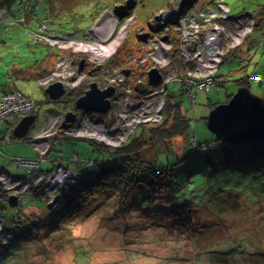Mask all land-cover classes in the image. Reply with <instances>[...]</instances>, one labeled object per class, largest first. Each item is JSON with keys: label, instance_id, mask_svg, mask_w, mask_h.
Returning a JSON list of instances; mask_svg holds the SVG:
<instances>
[{"label": "rangeland", "instance_id": "1", "mask_svg": "<svg viewBox=\"0 0 264 264\" xmlns=\"http://www.w3.org/2000/svg\"><path fill=\"white\" fill-rule=\"evenodd\" d=\"M108 1L110 4L107 9L79 21L81 31L91 28L98 33L100 38H104L107 32L100 25L102 17L108 15L110 11V14L115 18L121 16L120 21L127 18V16H123L126 10L120 2L113 4L114 0ZM169 1L129 0L128 4L135 5L131 11L134 17L127 28H124L125 31L122 32L120 44L118 43V49H116L118 51L120 49L121 58H127L128 52H131L135 54V59L128 63L125 69L118 68V72L113 73L114 77L105 76L104 80L97 81L100 85L106 84L105 87L113 86V95L118 96L124 83L129 85L124 86V89L131 86V91L137 93V84L144 83L143 78L152 66L161 71L155 65L151 54L142 55V51H146L148 48L143 45L138 33L147 32L144 40L146 42L149 37L148 19L153 13L166 7ZM224 1L229 3L231 7L229 12L231 16H235L243 10L257 15L254 13L255 9H258L260 4H264V0ZM74 3L79 7L83 0H75ZM96 3V0H92L88 5L89 8H96ZM204 3L213 4L214 2L198 0V4ZM76 9L77 12L83 11L81 8V10ZM122 11L123 13H121ZM77 16V19L81 18L79 14ZM11 19L13 18L5 9L0 10V20L8 21ZM120 24L122 22L117 24L115 31L118 30ZM99 25L100 29L97 30ZM124 32H126L125 35ZM26 33L28 36L25 38L23 32H7V51L0 54V64L5 67L10 60L11 63L16 64H22L21 61L33 63L36 59L41 60L51 56L52 59L49 57L47 62H53V67L58 61L57 56L53 54L66 55V60L61 63V69L57 70L56 68L51 77L52 79L55 78L53 82H61L63 86L67 87V91L59 99L51 100L45 92V88L46 85L52 83V80L42 83L40 81L45 74L40 76L33 74V76L29 75L22 78L24 71H19L23 69L22 67L11 65L9 68L8 79H19V81L16 80L19 83L18 87L23 89L32 99L37 100L38 105L35 109V121L22 139L12 137L11 123L22 115L21 110L31 107L32 102L25 103L27 107L19 108V111H10L15 107L12 101L0 108L4 111V114L0 115V119L8 117L9 114L18 116L17 118L11 117L8 122H0V173L2 171L8 172L0 177V198L3 197L6 200L5 203H2L4 206L3 214H0V264H187L183 258L185 259L189 255L195 256L193 260L188 259L189 264H196L195 260L199 261V264H264V146L261 144L250 146L221 143L205 123L210 109L215 104L226 101L227 96L238 88L241 76L264 71V48L259 45L260 40L264 44V16L258 15L255 29L248 35L252 38L260 37L257 40L258 45L256 41H251L250 44L245 42L241 45L239 42L237 44L240 46L227 52L220 62L217 72L215 71L216 74L213 75L218 83L219 79L221 80L222 85L219 91L195 89L192 105L187 92L184 91L179 81H171L168 84L166 99L171 104H179L180 112L188 119L187 129L179 136L156 137L153 141L149 139L144 146L143 158L149 159L158 166H167L168 164L175 166L176 173L170 177V181L173 184L174 194L180 201L188 203V209L193 215L191 224L188 225L179 223L174 216L173 218L167 216H171L175 210L169 205L172 203V198L166 192L165 186L152 185L160 177L158 175L145 177L143 173L139 175V177H143L135 187L137 191L134 189L130 198L134 199L135 196V201L139 200L144 206L154 207L159 203L160 208H166L155 215L141 213L137 208H131L123 213L116 209L114 211L116 204H111L115 201L114 189H109L106 186L96 190H82L76 185L65 194L64 206L61 205L62 202L58 205L49 206L50 198L46 202L42 195H37L38 198L26 195L28 197L26 205L30 204V206L37 208L40 214L36 215L29 212L30 217L25 216L23 219L19 216H13V208L10 204L17 196L14 188L21 187L22 184H16L18 180L12 177V185H14L12 189L10 185H7L6 179L11 177L9 173L22 175L23 171L17 167L12 157H32L35 155L36 149L39 151V148L34 146L31 140L36 138L38 133L44 129L50 116L58 117L60 121L65 112L71 108L70 105L74 102H71L68 97V92L71 89L80 87L84 81L104 77L105 73H102V69L109 73L113 72L109 69L110 66L108 69L103 67L104 61L100 65L98 60L100 56L96 57L98 62H91L81 58L86 57L85 54L78 56L76 53L70 54L67 51L56 50L43 44L31 48L26 43V40H30L31 34ZM36 35L37 40H43L41 36L43 34ZM181 38L182 35H176L177 41H181ZM34 42L39 41L34 40ZM120 45H122V49L119 47ZM116 49L115 51L118 52ZM173 53L175 56L178 54L176 51ZM145 56L147 57L142 60ZM76 59L78 60V69L81 67L77 71L71 65V62L76 61ZM66 62H68L71 70H68ZM31 69L33 68L31 67ZM57 72L64 74L65 77L61 78ZM82 74L84 75L82 76ZM76 75H79V78L75 77ZM13 76L15 77L13 78ZM118 76L121 79L120 82H118L119 79L117 82L111 80V78ZM94 81L96 82V80ZM248 87L252 93L264 97V75L261 82L258 81V78L249 80ZM64 95L67 98H63ZM116 99L114 98V103H116ZM77 110L81 112V110ZM29 111L31 112V110ZM141 111L136 114L138 115L136 117H147V114L144 115L143 109ZM94 113L85 112L83 118L89 116L93 120L95 118ZM110 115H113V111ZM171 122L172 115L167 121L161 122V127H166ZM156 124L149 121L139 124L131 136L141 137L151 125L156 127ZM71 126L72 124H70ZM100 129H103L104 132L103 126ZM62 130L65 131L63 128ZM42 133L43 131L40 132L36 141L42 140L40 138L42 136L47 137ZM54 134L50 135L51 138ZM78 134L86 135L81 131ZM82 137L84 136L64 137L59 134L51 142L52 145L50 143L49 149L51 148V150L48 149L53 163L44 162V168H49L52 164L57 163L66 164L68 159L75 154L80 157L76 165L85 160L94 161L106 156L105 152L95 149L89 141L82 139ZM89 139L99 141L94 138ZM202 142L208 143V148L200 147ZM122 143L124 141L119 145ZM194 143L195 146L190 147ZM47 152L42 153L40 151L39 153L44 156ZM38 160H40V156ZM87 165L89 166L90 163ZM23 166H25L23 176L27 181L23 179L20 193L28 190L33 183L39 182L37 180L40 179L34 177L35 172L30 168L29 162ZM142 190L146 193L140 198ZM109 193L112 195L110 196ZM148 194H151V197L147 198ZM7 195H10L13 200L8 202ZM54 200L57 199L54 198ZM136 205L137 202H134L131 206ZM58 207L59 209H57ZM109 210L113 211L110 212ZM134 223H138V229L133 227ZM25 224L28 226L27 231L29 233L21 230V235H15L18 232L15 231L14 235L9 237L8 230L14 228L15 225L25 227ZM28 236H30L29 239L26 238Z\"/></svg>", "mask_w": 264, "mask_h": 264}, {"label": "built area", "instance_id": "2", "mask_svg": "<svg viewBox=\"0 0 264 264\" xmlns=\"http://www.w3.org/2000/svg\"><path fill=\"white\" fill-rule=\"evenodd\" d=\"M211 1L214 3L200 5L198 4V0H170V3L165 8L153 13L147 21L149 37L146 39V42H142L148 49L142 51V55L148 53L153 56L154 59H152L155 65L161 69V71L159 70L160 80L156 84L149 86L145 85L147 81L143 78L144 83L137 84L140 88V90H137V93L131 91V86L128 89H124V86H129L124 83L123 88L118 93L120 98L116 99V103L113 100L118 96L114 94L111 97L110 105L106 111V114L109 111L107 114L108 119L97 115L92 120L89 116L83 118L85 113H80L74 123H72V126H69L70 128H63L65 132L74 137H79L80 135L98 139L100 142L114 147L125 141L126 137L139 124L146 121L157 123L163 119L166 89L171 81H179L184 91L192 99L194 98L193 92L195 89L202 88L207 91L215 88L218 81L214 79L213 75L214 73L216 74L225 53L243 42L246 36L253 30L255 19L248 13L231 16L229 14L231 7L227 2L224 0ZM132 18V15H128L125 20L121 21L122 24H120L117 31H115L116 27L114 26L112 31L107 32L104 38H100L94 29L65 34H58L56 32L54 34L53 32L48 33L50 31H47L46 25L43 26L44 32H39L38 34H43L41 35L43 39L53 46H57L63 50L67 49L78 55L85 54L89 60H96L97 56H100L98 60H103L111 56L115 51L118 43H120L122 32L127 27L126 23L128 24ZM176 35H182L181 41H177ZM225 44L226 46H224ZM110 46L114 47L108 50ZM174 51L178 53L176 56H178L180 61L177 65L172 63L174 61V56H172ZM63 56L59 57L54 68L40 79L41 83L48 82L50 79L54 81L55 78L52 79L51 74L56 71V68L57 70L61 69V63L67 58L66 55ZM146 57L142 58V60ZM66 63L68 64V62ZM67 68L71 70L69 64ZM73 68L76 71L78 70L74 66ZM117 69L112 70L113 72L111 74L113 77V73L118 72ZM57 75H61V78L65 77L64 74H60L59 72H57ZM75 77L79 78V75ZM258 77L259 75L252 76V78ZM111 80L115 82L117 80L118 82L121 81L119 76L111 78ZM67 82L70 85L68 80ZM105 85L103 83L101 87ZM10 101L15 104L14 109L10 111H19V108L27 107L25 103L32 102L31 107L21 110L23 112L22 114L28 113L35 106V101L31 97H26L18 91L17 93H10L3 96V100L0 101V108L1 106H6ZM144 108L147 109L145 110ZM142 109L144 115L147 114V117L140 116L137 118L136 116L138 115L136 114L142 112ZM112 111L113 115H110ZM3 112L0 109V115L4 114ZM58 124L59 118L50 116V119L46 122V126L42 129V135L47 137L42 136L40 137L42 140L36 141L39 138L38 134L36 138L34 137L31 140V143L39 148V151L36 150L38 151L40 160L37 157L34 159H23L21 163L18 162L19 164L23 163V165H27L29 162L30 168L35 172L34 177L40 178L37 181L43 180L44 177L46 178L43 191L51 200L49 206L58 205L61 202V205L64 204L65 194H67L68 190L76 185L78 188H82L83 184L88 181L87 179L82 183L78 180L77 175L84 173L82 170H76L73 167L63 165L53 167L44 176L46 171L43 172L44 170H42L40 165L44 160V156L39 152L42 151L43 153L48 151L50 135L56 133L58 129H62ZM101 126L104 127V132L103 129H100ZM79 131L86 133V135L78 134ZM89 163L90 165H87L89 170H86V172H91L88 175L90 176L88 178H91L102 167L95 161L89 160L87 164ZM7 173L6 171H2L0 177ZM11 178H7L6 181L7 185H10L13 189L14 185H12L13 180ZM16 180H18L16 184L21 183L23 186V179ZM22 186L14 188L16 195H21L25 192L20 193ZM54 198L57 200H54Z\"/></svg>", "mask_w": 264, "mask_h": 264}, {"label": "trees", "instance_id": "3", "mask_svg": "<svg viewBox=\"0 0 264 264\" xmlns=\"http://www.w3.org/2000/svg\"><path fill=\"white\" fill-rule=\"evenodd\" d=\"M75 0H0V10L5 9L11 18V20H0V54H2L3 52L7 51V47H6V40L8 37L7 36V32H23L26 36H28V34L26 32H29V34H31V38L30 40H26V43L30 45L31 48L36 47L39 44H43L46 45L48 47H52L56 50H61L63 51L62 48H59L57 46H53L51 44L48 43V41L46 40H37V35L39 32H44V28L43 26L46 25L47 31H50L48 33L53 32H58V34H65L68 32H81L80 29V25H79V21L81 19H85L86 17H90L91 15H93L94 13H97L103 9H107L109 7L110 2L108 0H96V8H89V3H91L92 0H83V3L77 7L76 4L74 3ZM15 2V3H14ZM116 2H120L122 3V5L125 4V7H132V5L127 3V0H114L113 4ZM76 8H81L83 11H79ZM80 9V10H81ZM256 11L254 13H256L257 15H254L252 13H250L251 15H253L256 18H258L259 16H264V4H260L258 9H255ZM77 13V14H76ZM240 13H248L246 11H241ZM80 15L81 18L77 19V15ZM256 26V25H255ZM46 33V34H48ZM51 35V34H48ZM34 39H33V38ZM35 41H39V42H34ZM258 45V43H257ZM259 45L262 46V48H264V44L263 41L260 40ZM6 47V48H5ZM122 49V45L119 46ZM118 49V48H117ZM116 49V50H117ZM67 52V49L64 50ZM118 51V50H117ZM139 51V50H138ZM123 52V51H122ZM53 55H56L57 58L59 59V53H55ZM135 54H132L131 52H128V56L127 58H121V51L119 49L118 52L115 51V53L108 59H104L103 62V67H105L106 69L110 66H116V67H120V68H124L125 66H127L128 63H131L134 59L133 56ZM172 56H174V61H172V63L174 65L179 64V59L177 58L178 56H175L174 53H172ZM51 58V56H49ZM48 58H42L41 60L36 59L33 63H26L21 61V63L23 64H16V63H11V60L6 63L5 67H3L0 64V101L3 100V96H5L6 94H13V93H17L18 91L21 92L24 96L26 97H31L28 94H26L23 89H21L19 86V83H17L16 80L19 81V79H13L10 80L8 79V72H9V68L11 67V65H17L22 67V70L19 71H24V75L22 74V78H26L27 76L31 75L33 76V74H36L38 76L43 75L48 73L54 66L52 67L53 62L49 63L47 62V60H49ZM1 58V56H0ZM52 59V58H51ZM14 60V59H12ZM74 63H77V61H73ZM56 63V62H55ZM30 64V65H27ZM101 65V64H100ZM31 67L33 69H31ZM102 73H105V70L102 69ZM252 75H247L244 74L243 76H241V78H239L240 81V85H245L248 87L249 85V80L253 79L252 76H256L259 75L258 77V81L261 82L262 76L264 75V71L261 72H253L251 73ZM105 74L104 77L102 78H98V79H94L96 81L98 80H104L105 79ZM15 76H13L14 78ZM90 81L87 82H82L80 87H76L75 89H71L68 92V97L70 98V101L73 102L77 97H79L80 95H82L85 91V89L88 87ZM221 80L219 79V83L217 84V86L215 88H211L209 90L215 89L216 91H219V88L221 86ZM239 85V86H240ZM249 88V87H248ZM136 90H140L139 86H136ZM208 91V90H207ZM194 97H195V91L193 92ZM188 96V95H187ZM231 96L228 95L226 100ZM120 97L118 96L117 99H119ZM167 98V96H166ZM188 98L190 99V101L192 102L193 105V99L191 97L188 96ZM264 98V97H261ZM36 104L34 106V108L31 110L30 113L35 114V118H36V107L38 105V101L33 99ZM71 108L69 109H73L74 108V102L72 105H70ZM163 119L160 122H157V126L154 127L153 125H151V127L148 128V131L145 132V134L143 133L141 135V137H132L131 134L128 135V138L124 141V143H122L119 146H114L111 147L103 142L100 141H96V140H91L87 137H82V139L89 141L97 150H100L102 152L106 153V156L103 158H99L97 160H94L98 165H100L102 168H104V170L102 171V168L100 169V171L98 173H95L91 178H88L90 176L89 173L91 172H86V170H89L87 168V160L83 161V162H79L78 165H76L77 161L80 159V157H78L77 154H75L73 157L68 159V162L65 163H57V164H52L51 167L49 168H44L43 164L44 162H52L53 159L50 158L49 156V151L51 150V148L49 149V151L47 152V154L44 155V160L41 162V168L42 170H44V176H46V173L48 172V170L52 169L53 167L57 166V165H63V166H69V167H73L76 170H82L84 173H81L79 175H77L78 180H80L82 183H84L87 179L88 181H86L83 184V187L80 188L82 190H96V189H102L104 187H108L109 189H114L115 190V201L111 204H116V210H118V212L123 213L125 211L130 210L131 208H137L141 213H150V215H155L156 213L161 212L162 210H165L166 208H160V204L157 203L156 200V205L157 206H144L142 202L135 201L136 197L134 196V199L130 198L131 193L133 192V190L135 189V187L137 186V184L139 182H141L140 179H142V177H139V175L141 173H143L145 175V177L148 176H159L160 179L154 183H152V185L157 186V187H161V186H165L166 187V192H168L169 197L172 198V203H170L169 205L172 206L175 210L172 212L171 216L167 215L169 218H173L176 217L179 221V223H186V225L191 224V219L193 217L191 211L188 209V203L185 201H180L179 198L174 194L172 187L173 184L170 181V177L173 176L174 173H176V168L174 165L168 164L167 166H158L155 165L152 161H150L149 159H145L143 158V149L144 146L146 145V143L148 142V140H152L156 137H161V138H170L171 136H179L182 135L185 130L187 129L188 126V119H186V117L180 112V106L179 104H171L167 99L165 100V105L163 107ZM172 113V114H171ZM22 114L21 116H11V114H9L8 117L1 119L0 122L6 121L8 122L9 119H11V117H15L17 118L16 120H14L11 123V127H12V131H13V127L16 125V123L18 122V120L20 119V117L26 115ZM65 115V114H64ZM64 115L62 117H64ZM78 115V114H77ZM97 115L102 116L104 118L108 119V115L106 114V112L104 113H96L94 114V116L96 117ZM172 115V122L171 124H169L168 126H163L161 127V122L167 121V119H169V116ZM165 118V119H164ZM110 120V119H109ZM35 121V120H34ZM61 120L59 121L58 126L60 125ZM33 124V123H32ZM31 124V126H32ZM145 125V124H143ZM30 126V127H31ZM29 127V129H30ZM137 128V127H136ZM135 128V129H136ZM28 129V131H29ZM63 135L64 137H68L71 136L69 134H67L65 131H63L62 129H58V131L50 138V143L53 142L58 135ZM12 137L15 139H22V138H16L13 135L12 132ZM26 136V135H25ZM24 136V137H25ZM74 137V136H72ZM0 139H1V135H0ZM128 140V141H127ZM147 141V142H146ZM221 142V141H220ZM166 142H164V145ZM203 144H205L203 148H208V143L206 142H202ZM201 143V144H202ZM221 143H226V142H221ZM236 144H245V145H257V144H261L264 146V139H255V140H250L247 142H240V143H236ZM52 145V143H51ZM194 145H190V147H194ZM200 146V145H199ZM52 147V146H51ZM202 147V146H200ZM35 150V149H34ZM35 155L32 157H20V156H13L12 160L16 163L17 167L20 168L23 171V174L25 173V166H23L22 164H19L18 162H22L23 159H28V158H39V154L38 152L35 150ZM141 152V153H140ZM184 154V153H183ZM182 154V155H183ZM181 155V156H182ZM20 160V161H18ZM53 163V162H52ZM1 171V170H0ZM11 175V177L16 178V179H25L26 178L22 175H13L11 173H9ZM46 178L44 177L43 180L37 182V183H33L28 190H26L25 192H23L21 195H17L12 202H11V207L13 208V216H16L21 219H23V217H27L30 215H28V213H24L21 206H20V202L22 199V196L26 193V192H30V194L35 197L38 198L39 195H42L47 202V195L44 193L43 191V186L46 182L45 180ZM27 181V180H26ZM147 183V182H145ZM31 184V183H29ZM137 191V189H135ZM170 192H169V191ZM172 191V192H171ZM136 193V192H135ZM134 193V194H135ZM146 193V191L142 190V194L140 195V198L144 196V194ZM1 194V192H0ZM110 196L112 195L111 193H109ZM38 195V196H37ZM104 195V194H103ZM105 196V195H104ZM139 197V196H138ZM147 198L151 197V194H148L146 196ZM9 200H11L10 195H7V201L10 202ZM5 198L1 197L0 198V214L2 212L3 209V205L2 203H5ZM134 202H137L136 206H131ZM159 204V205H158ZM187 207V208H186ZM172 208V209H173ZM114 209V210H115ZM51 212H53L52 210H50ZM189 211V212H188ZM34 214V213H32ZM167 214V212H166ZM144 216V215H143ZM16 223V222H14ZM25 227H20V226H13L14 228L11 229V231L14 233L15 231L17 235H21L20 231L23 230V232L27 231V225H24ZM134 228L138 229V223H134ZM28 232V231H27ZM29 233V232H28ZM27 239L30 238V236L26 237ZM189 245V243H188ZM191 246V243H190ZM193 255H189L186 256L185 259L183 258L184 262L188 263V259L190 258L191 260L195 259V256ZM176 258V256H175ZM196 264H199V261L195 260Z\"/></svg>", "mask_w": 264, "mask_h": 264}, {"label": "water", "instance_id": "4", "mask_svg": "<svg viewBox=\"0 0 264 264\" xmlns=\"http://www.w3.org/2000/svg\"><path fill=\"white\" fill-rule=\"evenodd\" d=\"M148 83L155 84L160 80V72L156 67L147 71ZM114 91L113 86L100 88L92 80L82 95L74 101V108L82 111L105 112L109 107V97ZM49 99L57 100L65 93L61 82H52L46 88ZM35 114H27L18 120L13 127L16 138L24 137ZM75 120V112L67 111L62 128H67ZM206 126L221 142L236 144L255 139H264V98L252 93L245 85H240L224 102L215 104L206 116ZM205 144H200L204 146ZM104 168H102L103 171ZM13 200V198L11 199Z\"/></svg>", "mask_w": 264, "mask_h": 264}, {"label": "clouds", "instance_id": "5", "mask_svg": "<svg viewBox=\"0 0 264 264\" xmlns=\"http://www.w3.org/2000/svg\"><path fill=\"white\" fill-rule=\"evenodd\" d=\"M128 2H129V0H127V3H128ZM225 2H226V1H225ZM169 3H170V1L168 2V4H169ZM117 4H119V3H117ZM121 4H122V3H121ZM168 4H167V5H168ZM228 4H229V3H228ZM134 6H135V5H134ZM134 6L132 5V7L130 8V7H125V4H124L123 7H125L124 10H126V12L124 13L123 16L132 15V14H131V11H132V9H133ZM164 8H165V7H164ZM124 10H123V11H124ZM159 10H160V9H159ZM123 11H122L121 13H123ZM108 13H109V14L106 15L105 17H107L109 20H108V19L102 20V19L105 18V17H102V18L100 19V22H101L100 25H101V27H104V28L106 29V32H107V31H110V23H111V22H114L115 27L117 26V24H118L119 22H121V21H120V17H121V16H118V17H117L118 19H117V18H115L113 15L110 14V11H109ZM121 13H120V14H121ZM248 14H250V13H248ZM237 15H238V14H237ZM252 16H253V15H252ZM133 17H134V16H133ZM253 17H254V16H253ZM132 19H133V18H132ZM254 19H255V17H254ZM110 21H111V22H110ZM128 24H129V23H128ZM128 24H127V26H128ZM100 25H99V28H97V30L100 29ZM255 25H256V19H255ZM255 25H254L253 30L255 29ZM147 27H148V25H147ZM126 28H127V27H126ZM148 28H149V27H148ZM90 29H91V28H90ZM85 30H86V29H85ZM87 30H89V29H87ZM253 30H252V31H253ZM252 31H251V32H252ZM81 32H83V31H81ZM251 32H250V33H251ZM56 33H58V32H56ZM68 33H69V32H68ZM125 33H126V32H124V35H125ZM140 33H141V34H140ZM148 33H149V31H148ZM250 33H249V34H250ZM146 34H147V32H146V33H142V32H139V33H138V36H139L140 39H142V42L144 41V39H145V37H146ZM249 34H248V35H249ZM124 35H123V36H124ZM248 35H247V36H248ZM247 36H246V37H247ZM244 40H245V39H244ZM244 40H243V41H244ZM242 43H243V42H242ZM242 43H241V44H242ZM119 44H120V43H119ZM119 44H118V45H119ZM241 44H240V45H241ZM118 45H117V46H118ZM240 45H239V46H240ZM239 46L234 47V48H232V49H236V48H238ZM116 48H117V47H116ZM232 49H230V50H232ZM230 50H229V51H230ZM229 51H228V52H229ZM69 53L71 54L72 52H69ZM114 53H115V51L112 53V55H113ZM226 53H227V52H226ZM226 53H225V55H226ZM61 55L63 56V54H61ZM61 55H59V57H61ZM77 55H78V54H77ZM81 55H83V54H81ZM112 55H111V56H112ZM225 55H224V56H225ZM78 56H79V55H78ZM85 56H86V57H81V56H80V57L83 58V59H87V60H89V59H88V56H87V55H85ZM111 56H109V57H107V58H105V59H108V58H110ZM223 58H224V57H223ZM133 59H135L134 56H133ZM103 60H104V59H103ZM103 60H99V61H100V64L102 63ZM73 61H75V60H73ZM73 61L71 62V65L74 66V67H76V68L78 69V67H77V66H78V60L76 59V61H77L76 64H73V63H74ZM89 61L92 62V61H97V60H89ZM97 62H98V61H97ZM96 64H97V63H96ZM126 67H127V66H125L124 69H125ZM53 68H54V67H53ZM53 68H52V69H53ZM80 68H81V67H80ZM80 68H79L78 70H80ZM116 68H120V67L111 66L109 69H110V70H113V69H116ZM151 68H152V67H151ZM52 69H51V70H52ZM107 69H108V68H107ZM124 69H123V70H124ZM51 70H50V71H51ZM50 71H49V72H50ZM49 72H48V73H49ZM46 74H47V73H46ZM105 75H106V77H108V76H112L111 73L106 72V71H105ZM144 79H146V81H147V82L145 83V85H149V86L154 85V84H149V83H148L147 73H146ZM54 81H55V80H54ZM91 81H92V80H91ZM52 82H53V81H52ZM89 83H90V82H89ZM96 83L98 84L97 81H96ZM155 84H156V83H155ZM88 85H89V84H88ZM47 86H48V85H46V87H47ZM98 86H99L101 89H102V88H105V86H104V87H101L100 84H98ZM137 86H138V85H137ZM87 88H88V87H87ZM87 88H86V89H87ZM64 89H65V94H66L67 87L64 86ZM86 89H85V90H86ZM166 93H167V89H166ZM112 96H113V93H112V95L109 97V105H110V100H111V97H112ZM166 96H167V95H166ZM75 100H76V99H75ZM75 100H74V101H75ZM35 104H36V102H35ZM68 110H69V109H68ZM68 110H67V111H68ZM67 111H66V112H67ZM70 111H74V112L77 111V112H78V110L75 109V108L70 109ZM79 111H80V109H79ZM106 111H107V110H106ZM106 111H105V112H106ZM66 112H65V113H66ZM85 112L87 113V111H82V110H81V112H78L77 114L79 115L80 113H85ZM91 112H95L94 114L99 113V112H96V111H91ZM88 113H90V112H88ZM103 113H104V112H103ZM27 114H32V113H30V111H29ZM27 114H26V115H27ZM55 114H56V113H55ZM77 114H76V112H75V115H76L75 120H76V118H77V116H78ZM51 115H53V114H51ZM63 120H64V117L61 118V122H62ZM75 120H74V121H75ZM74 121H73L72 123H74ZM72 123H71V124H72ZM45 124H46V123H45ZM60 126H61V123H60ZM192 136H193V135H192ZM194 140H195V139H194ZM202 147H203V146H202ZM103 170H104V169H103ZM6 172H7V171H6ZM64 202H65V201H64ZM8 233H9V237H12V236L14 235V233H13L11 230H8ZM15 235H17V234H15Z\"/></svg>", "mask_w": 264, "mask_h": 264}, {"label": "crops", "instance_id": "6", "mask_svg": "<svg viewBox=\"0 0 264 264\" xmlns=\"http://www.w3.org/2000/svg\"><path fill=\"white\" fill-rule=\"evenodd\" d=\"M239 14H242V13H239ZM238 14V15H239ZM260 37H255V38H252V37H246L245 38V40L243 41V43H245V42H247L248 44H250V42L252 41V42H254V41H256V43H257V40L259 39ZM242 43V44H243ZM26 195H28V197H29V195H31L30 194V192H26L23 196H22V199H21V202L19 203L20 204V206H21V208H22V210H23V212L24 213H29V212H32V213H34V214H36V215H38V214H40V212H39V210L37 209V208H35V207H33V206H30V204H28V205H26L27 203H26V200L28 199V197H26ZM95 196V195H94ZM24 200H25V204H24ZM29 208V209H28ZM95 208V207H94ZM87 209H88V207H87ZM86 209V210H87ZM115 209V208H114ZM113 209V210H114ZM113 210H109L110 212H112ZM79 211V210H78ZM115 211V210H114ZM110 220V219H109Z\"/></svg>", "mask_w": 264, "mask_h": 264}, {"label": "bare ground", "instance_id": "7", "mask_svg": "<svg viewBox=\"0 0 264 264\" xmlns=\"http://www.w3.org/2000/svg\"><path fill=\"white\" fill-rule=\"evenodd\" d=\"M105 19H108V18H107V17H105ZM108 20H109V19H108ZM110 22H111V21H110ZM114 26H115V25H114V22H111V23H110V31H107V32H111V31H112V29L114 28ZM113 47H114V46H113ZM113 47H111V46H110V47H108V50H111ZM63 98H67V96H66V95H64V96H63ZM64 205H65V204H62V206H64Z\"/></svg>", "mask_w": 264, "mask_h": 264}, {"label": "flooded vegetation", "instance_id": "8", "mask_svg": "<svg viewBox=\"0 0 264 264\" xmlns=\"http://www.w3.org/2000/svg\"><path fill=\"white\" fill-rule=\"evenodd\" d=\"M41 131H42V130H41ZM41 131H40V132H41ZM40 132H39L38 134H40Z\"/></svg>", "mask_w": 264, "mask_h": 264}]
</instances>
